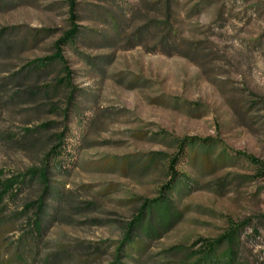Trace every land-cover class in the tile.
Instances as JSON below:
<instances>
[{
	"label": "rangeland",
	"instance_id": "rangeland-1",
	"mask_svg": "<svg viewBox=\"0 0 264 264\" xmlns=\"http://www.w3.org/2000/svg\"><path fill=\"white\" fill-rule=\"evenodd\" d=\"M76 1L85 35L64 46L72 85L27 100L14 78L55 52L71 27L70 0H0V30L17 27L5 35L14 48L0 52V167L42 166L62 144L50 177L64 193L63 215L45 233L42 256L68 248L66 264H109L125 225L171 179L175 140L198 135L217 140L214 156L234 158L216 166L182 158L171 225L125 262L188 264L246 221L240 259L264 264V173L234 154L264 160V0ZM64 74L53 65L38 84ZM39 191L35 184L21 196Z\"/></svg>",
	"mask_w": 264,
	"mask_h": 264
},
{
	"label": "trees",
	"instance_id": "trees-1",
	"mask_svg": "<svg viewBox=\"0 0 264 264\" xmlns=\"http://www.w3.org/2000/svg\"><path fill=\"white\" fill-rule=\"evenodd\" d=\"M77 5L76 0H70L71 27L55 41V52L50 56L32 59L24 75L16 77V73L9 77L24 81L22 85L26 87V93L23 94H27V100L42 94L50 96L60 87L72 85V70L68 66L64 46L68 44L75 46L77 40L85 35L83 26L77 23L79 17L75 12ZM16 28L11 26L0 30V52L11 51L14 48L5 35H12ZM27 43L28 39L23 41V44ZM53 65H61L62 73L65 74L58 76L54 85L38 84L42 74ZM11 97H16V93L11 94ZM45 126L47 123L36 129L28 128L26 133L43 129ZM175 141L178 150L168 162L171 179L163 186L161 195L146 199L135 217L125 225L124 236L116 248L115 258L109 264H127L125 259L133 257V251L142 254L148 248L149 242L159 235L162 229H167L171 225L175 214L174 204L169 195L177 188L182 176L186 175L177 168L182 158L190 157L193 161H197L202 156L204 162L208 164L213 162L215 166L234 158L229 155L228 150H223L222 153L214 156L218 142L213 137L186 135ZM61 148V143L52 146L44 154L42 166H31L25 171L18 172H7L5 168L0 167V264L67 263L70 255L68 248H59L48 257L42 256L45 233L51 222L63 215L58 209L63 203L64 193L51 183L50 177L52 166L60 163L58 161L62 154ZM234 154L244 157L257 166L259 173H264L263 159L245 151H234ZM35 184L40 186L36 197L21 196L26 189ZM246 223L244 221L232 226L220 238L207 242L201 250L202 255L188 264H243L239 256L242 243L240 230ZM15 233H19L17 239L11 240L10 237ZM96 244L102 245V243L89 242L86 247L97 251L100 248Z\"/></svg>",
	"mask_w": 264,
	"mask_h": 264
}]
</instances>
